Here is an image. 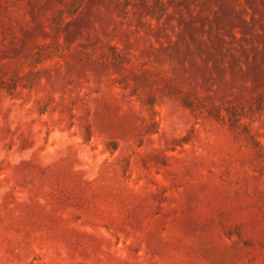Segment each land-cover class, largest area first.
I'll return each mask as SVG.
<instances>
[{"label":"rangeland","instance_id":"1","mask_svg":"<svg viewBox=\"0 0 264 264\" xmlns=\"http://www.w3.org/2000/svg\"><path fill=\"white\" fill-rule=\"evenodd\" d=\"M0 264H264V0H0Z\"/></svg>","mask_w":264,"mask_h":264}]
</instances>
